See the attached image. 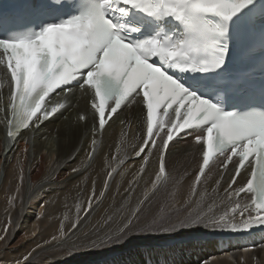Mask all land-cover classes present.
<instances>
[{
	"label": "snow or ice",
	"instance_id": "6c2138e0",
	"mask_svg": "<svg viewBox=\"0 0 264 264\" xmlns=\"http://www.w3.org/2000/svg\"><path fill=\"white\" fill-rule=\"evenodd\" d=\"M18 9L15 15H0V71L10 73L11 139L30 122L39 127L65 107L46 108L57 89L67 95L77 84L90 95L94 131H105L113 115L140 97L146 137L137 155L145 149L150 155L153 148L160 153L154 188L165 173L170 142L191 134L202 149L193 192L214 157L224 158L223 169L233 167L224 193L233 201L229 211L241 219L221 216L211 225L234 232L264 228V59L259 83L254 65L229 67L230 42L242 57L252 55L245 28L264 17V0H22ZM261 40L264 46V32ZM245 174L246 182L239 184ZM241 194H252L250 203L241 204ZM181 207L186 214L178 221L181 227L185 222L207 226V210L191 201ZM140 211H133L109 240L123 244ZM175 211L171 208L169 215Z\"/></svg>",
	"mask_w": 264,
	"mask_h": 264
},
{
	"label": "bare ground",
	"instance_id": "6f19581e",
	"mask_svg": "<svg viewBox=\"0 0 264 264\" xmlns=\"http://www.w3.org/2000/svg\"><path fill=\"white\" fill-rule=\"evenodd\" d=\"M9 81V74L0 71V237H5L0 239V264H264L262 234L246 237L244 231L211 225V219L221 216L241 219L229 211L233 201L224 193L233 167L223 169L224 158L215 157L193 192L202 163L193 135L183 133L170 142L165 173L154 188L160 153L153 148L150 155L147 149L137 155L146 137L140 97L129 100L105 131H94L91 97L74 85L67 95L58 91L47 99L48 111L58 104L65 107L39 127L30 122L13 140L7 123ZM81 115L88 118L80 120ZM251 196L241 194L240 203H250ZM90 197L91 210L85 215ZM37 200L44 208L30 217L26 208ZM185 201L208 211L207 226L185 222L181 227ZM162 207L165 212L176 208L172 221L162 226L164 231H149ZM137 208L141 211L125 242L109 240Z\"/></svg>",
	"mask_w": 264,
	"mask_h": 264
},
{
	"label": "rangeland",
	"instance_id": "374dc122",
	"mask_svg": "<svg viewBox=\"0 0 264 264\" xmlns=\"http://www.w3.org/2000/svg\"><path fill=\"white\" fill-rule=\"evenodd\" d=\"M193 198V196H192ZM162 200V199H161ZM160 200V201H161ZM159 201V202H160ZM158 204V203H157ZM157 206V205H156ZM44 208V204L41 200H37V202L31 204V205H28V207L26 208V214L29 215L30 217H32L34 214H38L40 211H42ZM162 209V210H161ZM159 211H157L155 213V217H157L156 220H153V222L155 221L156 222V225L153 226V228L151 227V230L149 231H152L154 229H158L159 227L161 228L162 226H165L168 222H171L172 221V218L173 216L171 217V215H169V211L165 212L164 211V207L158 209ZM159 213V214H158ZM163 213V214H162ZM164 215V216H163ZM184 214H182V220H184L185 216H183ZM167 216V218L165 217ZM169 216V217H168ZM162 224V225H161ZM150 226H147V228H149ZM146 228V229H147ZM145 229V230H146ZM147 231V230H146Z\"/></svg>",
	"mask_w": 264,
	"mask_h": 264
}]
</instances>
